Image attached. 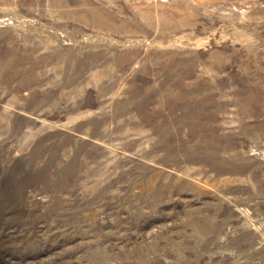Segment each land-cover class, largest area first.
Instances as JSON below:
<instances>
[{"label": "rangeland", "instance_id": "1", "mask_svg": "<svg viewBox=\"0 0 264 264\" xmlns=\"http://www.w3.org/2000/svg\"><path fill=\"white\" fill-rule=\"evenodd\" d=\"M0 264H264V0H0Z\"/></svg>", "mask_w": 264, "mask_h": 264}]
</instances>
